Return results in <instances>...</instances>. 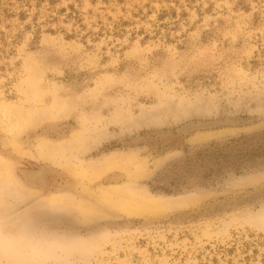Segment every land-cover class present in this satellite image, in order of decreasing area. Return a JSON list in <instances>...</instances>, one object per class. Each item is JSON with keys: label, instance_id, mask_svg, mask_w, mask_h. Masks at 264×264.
Returning a JSON list of instances; mask_svg holds the SVG:
<instances>
[{"label": "rangeland", "instance_id": "374dc122", "mask_svg": "<svg viewBox=\"0 0 264 264\" xmlns=\"http://www.w3.org/2000/svg\"><path fill=\"white\" fill-rule=\"evenodd\" d=\"M9 106L43 116L0 128L19 195L0 197V264H264V0H0ZM110 187L164 207L127 214Z\"/></svg>", "mask_w": 264, "mask_h": 264}, {"label": "bare ground", "instance_id": "6f19581e", "mask_svg": "<svg viewBox=\"0 0 264 264\" xmlns=\"http://www.w3.org/2000/svg\"><path fill=\"white\" fill-rule=\"evenodd\" d=\"M30 71L34 73L33 77L39 75V71L35 70V68L30 67ZM24 83H26V90H24V94H25L26 98H28L29 101L39 100V98L41 97V95H40L41 92H40V89L38 88L37 80H35L34 78H32V79L30 78L29 80L25 81ZM10 109L11 108L9 106V108L4 110L2 113L0 112V115H2V117L4 119H6V123H5L4 119L2 117H0V118H2V120L0 119V128H1L2 132L6 133L10 136L16 135L17 133H19L21 131V129H23V127H25L26 125H29L31 123H35V122L39 121L41 119V116H43V114H42L39 117V113H42V111L39 112L35 109L27 110L25 112L22 111V109H20V110L18 109L15 113L10 112ZM0 111H2V110H0ZM59 116H61V115H59ZM3 124H5V125H3ZM76 143H77L76 145L79 146L78 148H80L82 143L79 141H76ZM48 146L45 145V147H44V148H46V151L49 155L48 157H50V156H52L53 158L54 157H57V158L60 157V155H58L57 152L52 147H50V146L48 147ZM39 147L41 148V146H39ZM41 151H43V150H41ZM126 161H127V159L123 158V157L122 158H114V157L107 158L104 160V162H101L99 164L89 165L87 167H85L84 165H79L77 167L76 173L78 174L79 177L87 178L89 181H93L101 173H104L106 170L111 169L112 167L116 166L119 163L124 164V163H126ZM44 169H46V168H44ZM8 170H10V169L7 168V164L3 163L0 160V197H3V195L5 193H7L6 191H8V187H7L8 185H9V188H11L15 194L17 193V189H15V187H13L14 185L11 184L10 177L7 175ZM37 172L38 171H36V174H37ZM136 173L138 175V174H141L142 171H137ZM35 178L36 177L34 176V177L29 178V179L31 181H33V180L35 181ZM13 192H11V193H13ZM101 194L102 195L100 197L105 199L106 202H108L110 205L117 207V208L121 209L122 211H124L125 213L130 214V215H136V214H142V213H146L148 215H153V214H157V212L162 210L164 207L163 203L159 200H158V202H149L145 199L137 198L136 196L133 195V193H130V192L127 193L126 191H124L123 189H120V188H115V187L106 188L103 190V192H101ZM17 196L19 198V195H17ZM51 198H52V196H51ZM63 199L61 200L60 198H54L53 199L54 205H55V203H58L61 206H65V207L72 206L71 201L67 200L66 198H65V201H63ZM149 200H151V199H149ZM44 205H46V204H44ZM79 207L81 208V210L84 211V213H87L88 215L93 214L92 212L95 213L97 211V209L94 206H89L87 204L80 205ZM56 208H58V207L56 206ZM75 209H77V208H75Z\"/></svg>", "mask_w": 264, "mask_h": 264}, {"label": "water", "instance_id": "95a60500", "mask_svg": "<svg viewBox=\"0 0 264 264\" xmlns=\"http://www.w3.org/2000/svg\"><path fill=\"white\" fill-rule=\"evenodd\" d=\"M201 126H204V124L203 125H201ZM188 127L189 128H192L193 127V125H188ZM223 206H221L220 208H222ZM213 211V210H212Z\"/></svg>", "mask_w": 264, "mask_h": 264}]
</instances>
